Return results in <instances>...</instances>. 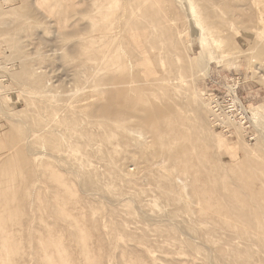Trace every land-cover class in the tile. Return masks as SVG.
Masks as SVG:
<instances>
[{
  "label": "rangeland",
  "instance_id": "obj_1",
  "mask_svg": "<svg viewBox=\"0 0 264 264\" xmlns=\"http://www.w3.org/2000/svg\"><path fill=\"white\" fill-rule=\"evenodd\" d=\"M0 189L2 264H264V0H0Z\"/></svg>",
  "mask_w": 264,
  "mask_h": 264
},
{
  "label": "built area",
  "instance_id": "obj_2",
  "mask_svg": "<svg viewBox=\"0 0 264 264\" xmlns=\"http://www.w3.org/2000/svg\"><path fill=\"white\" fill-rule=\"evenodd\" d=\"M231 99L236 101L232 102ZM208 104L210 108L209 120L214 128H220L227 131L226 124L232 122L239 125L241 128L248 132L250 128V121L245 113V107L242 101L237 98L236 93L225 94L219 97L216 94H212L208 98Z\"/></svg>",
  "mask_w": 264,
  "mask_h": 264
},
{
  "label": "bare ground",
  "instance_id": "obj_3",
  "mask_svg": "<svg viewBox=\"0 0 264 264\" xmlns=\"http://www.w3.org/2000/svg\"><path fill=\"white\" fill-rule=\"evenodd\" d=\"M232 100V102H234V101H236V100H234V99H231ZM257 108H254L253 109V111L251 112V117H253L255 114H257ZM243 113H245V111H243ZM245 116V115H244ZM124 118V116H123V113H122V115H121V118ZM121 119V120H124V122H125V120L127 119L126 118V116H125V119ZM129 119V118H128ZM224 131V130H223ZM2 158V157H1ZM7 175V174H6ZM5 188V185L3 186V189ZM1 191L3 192V190H1L0 189V195H1ZM1 197V196H0ZM3 197V196H2ZM1 201H3V200H1ZM1 203V202H0ZM7 203V202H6ZM5 202L2 204V206H1V208H2V210H1V214H0V225L2 224V225H4V224H6V222H8V221H10V219H9V214H8V210H10V208H9V206L6 204ZM10 205V204H9ZM10 212V211H9ZM9 223V222H8ZM7 225V224H6ZM4 232V231H3ZM7 240V239H6ZM6 240H4V237H2V236H0V264H2V263H4L3 261H5L6 259H7V256L5 255V254H2V250H4V247L6 246V245H8L7 244V241ZM9 240H11V239H9ZM11 243V242H10ZM10 245V244H9ZM12 245V244H11ZM13 246V245H12ZM15 247H17V246H15ZM14 247V248H15ZM7 248V247H6ZM13 248V247H12ZM19 249V248H18ZM14 250V249H13ZM16 250V249H15ZM4 251H8V250H4ZM10 251L11 252H13L12 250H11V248H10ZM10 251H9V253H10ZM15 252V251H14ZM17 252H18V250H17ZM4 253V252H3ZM17 254V253H16ZM16 254H12V255H16ZM9 255V254H8ZM9 257V256H8ZM12 257V256H11ZM14 257V256H13ZM13 259V258H12ZM7 262V261H6ZM6 262H5V264H6ZM44 262H45V260H44ZM10 263V262H9ZM45 264V263H44ZM47 264V263H46Z\"/></svg>",
  "mask_w": 264,
  "mask_h": 264
}]
</instances>
